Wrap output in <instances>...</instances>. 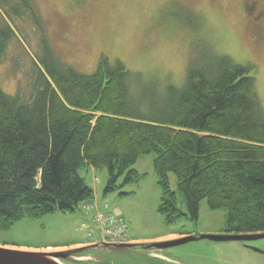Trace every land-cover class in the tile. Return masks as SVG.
<instances>
[{
    "label": "trees",
    "instance_id": "obj_1",
    "mask_svg": "<svg viewBox=\"0 0 264 264\" xmlns=\"http://www.w3.org/2000/svg\"><path fill=\"white\" fill-rule=\"evenodd\" d=\"M20 22L41 26L35 2L0 0V57ZM43 43L30 97L0 87V232L91 200L83 167L108 170L107 194L139 181L134 165L150 154L163 194L159 212L169 226L197 219L206 201L226 211L229 231H264V107L253 66L210 53L191 59L182 86L162 87L106 57L84 74ZM171 173L188 214L178 207ZM125 248L134 253L128 264H167L148 258L145 244Z\"/></svg>",
    "mask_w": 264,
    "mask_h": 264
},
{
    "label": "rangeland",
    "instance_id": "obj_2",
    "mask_svg": "<svg viewBox=\"0 0 264 264\" xmlns=\"http://www.w3.org/2000/svg\"><path fill=\"white\" fill-rule=\"evenodd\" d=\"M33 1L41 26L20 22L17 38L0 57V87L9 95L20 93L25 99L30 97L36 70L34 62L39 63V58L44 56L43 42H46L64 63L84 74L96 71L100 59L106 57L111 65L119 60L130 71L142 73L162 87L182 86L191 59L201 62L210 53L226 55L238 64L253 66L264 107V12L262 19L255 20L257 11L248 10L246 14L245 10V2L252 5L256 0ZM257 3L264 8L261 6L264 0ZM154 159L153 154L141 157L134 165L141 179L107 194L108 170L92 173L89 166L83 167L79 173L94 191V197L83 203L97 201L98 209L108 204L110 212L126 220L132 238L163 235V239L169 240L179 238V234L171 231L227 230L226 211L212 210L206 201L201 202L197 219L187 216L169 226L159 212L163 194ZM169 179L178 207L188 214L185 200L177 189L176 176L171 173ZM122 183L123 179L119 181ZM83 203L74 212H56L35 219L25 217L8 231L0 232V247L37 252L49 248L55 252L82 249L76 244L87 238L77 228L93 214L82 208ZM262 243L264 240L256 242ZM173 248L181 254L212 255L213 261L222 264L264 261L261 255L240 242L199 240ZM128 249L132 248L93 249L73 258L128 264L134 258L133 251ZM142 249H134L136 255ZM189 259L186 257L185 261Z\"/></svg>",
    "mask_w": 264,
    "mask_h": 264
},
{
    "label": "water",
    "instance_id": "obj_3",
    "mask_svg": "<svg viewBox=\"0 0 264 264\" xmlns=\"http://www.w3.org/2000/svg\"><path fill=\"white\" fill-rule=\"evenodd\" d=\"M264 233L252 234V235H211L203 234L199 237L190 235L182 238H178L170 241L154 242L146 245V248H172L185 245L191 242H196L199 240H210L216 242H227V241H242V240H256L263 239ZM131 245H116L113 248H125ZM89 249H109L112 248L108 244L95 245L91 247H86ZM80 249L62 252H36V251H25L19 249H11L6 247H0V264H63L65 260L73 258V255L77 253ZM49 258H55L59 262H54ZM63 261V263L60 262Z\"/></svg>",
    "mask_w": 264,
    "mask_h": 264
},
{
    "label": "built area",
    "instance_id": "obj_4",
    "mask_svg": "<svg viewBox=\"0 0 264 264\" xmlns=\"http://www.w3.org/2000/svg\"><path fill=\"white\" fill-rule=\"evenodd\" d=\"M83 208L87 213L93 212L92 216L77 228V231L87 238L84 245L108 244L113 246L135 243L126 220L110 212L108 204L103 206V209H98L96 203H87L83 205Z\"/></svg>",
    "mask_w": 264,
    "mask_h": 264
},
{
    "label": "flooded vegetation",
    "instance_id": "obj_5",
    "mask_svg": "<svg viewBox=\"0 0 264 264\" xmlns=\"http://www.w3.org/2000/svg\"><path fill=\"white\" fill-rule=\"evenodd\" d=\"M251 2H245V10H246V14H248V10H253V11H257V15L255 20L258 19H262L261 14L262 12H264V8L261 9L260 5L257 3V0L254 1V3H252V5L250 4ZM264 6V5H261ZM249 7V9H248ZM251 12V11H250ZM260 15V16H258ZM258 16V17H257ZM169 233L172 234H179V238L185 237V236H190V235H194L199 237L200 235L203 234H211V235H252V234H258V233H264L263 232H234V231H229L227 230H223L221 232H201V233H197L194 231H188V232H183V231H171ZM178 239V238H175ZM175 239H169V240H162V241H170V240H175ZM206 240V239H205ZM258 240H264L263 239H256V240H242V241H227V242H240L242 244V246H244L245 248L252 250L254 253L261 255V257L264 259V243L262 244H256V242ZM210 241V240H208ZM156 242H161V241H156ZM212 243H223V242H216V241H210ZM260 242V241H259ZM154 243V242H152ZM175 248H164V249H158V248H145V251L147 253L148 258L152 259V258H157V259H161L163 261H165L167 264H222L221 262L218 261H213L212 255L206 257L203 254H181L179 252L174 251ZM186 257H190V259L186 262L185 258ZM213 262V263H212ZM258 264H264L260 262Z\"/></svg>",
    "mask_w": 264,
    "mask_h": 264
},
{
    "label": "crops",
    "instance_id": "obj_6",
    "mask_svg": "<svg viewBox=\"0 0 264 264\" xmlns=\"http://www.w3.org/2000/svg\"><path fill=\"white\" fill-rule=\"evenodd\" d=\"M90 170L92 171V173H95V169H93V168L90 167ZM163 238H165V236L161 235V236L154 237V238H149V239H143V238H135V239H136L137 242H142L143 241L145 243H150V242L165 240Z\"/></svg>",
    "mask_w": 264,
    "mask_h": 264
},
{
    "label": "bare ground",
    "instance_id": "obj_7",
    "mask_svg": "<svg viewBox=\"0 0 264 264\" xmlns=\"http://www.w3.org/2000/svg\"><path fill=\"white\" fill-rule=\"evenodd\" d=\"M20 250H25V251H31V250H26V249H20ZM55 251H57V250H52L51 248H49V249H46V250H44L43 252H45V253H50V252H55ZM37 252V251H36ZM41 252V251H40ZM50 260H52V261H54V262H59L58 260H56L55 258H49Z\"/></svg>",
    "mask_w": 264,
    "mask_h": 264
}]
</instances>
